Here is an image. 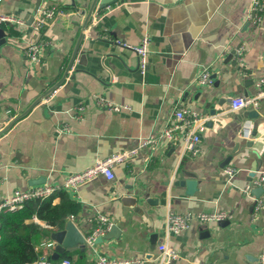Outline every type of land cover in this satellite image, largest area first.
Wrapping results in <instances>:
<instances>
[{
  "label": "crops",
  "instance_id": "obj_1",
  "mask_svg": "<svg viewBox=\"0 0 264 264\" xmlns=\"http://www.w3.org/2000/svg\"><path fill=\"white\" fill-rule=\"evenodd\" d=\"M94 1L0 3L1 15L25 22L0 28L9 36L0 46V199L36 180L62 186L99 160L139 149L115 167L113 181L98 176L66 192L75 210L65 227L71 222L85 242L69 234L63 257L74 264L100 256L161 264L159 245L166 244L179 253L174 264H255L264 250V209L255 214V199L264 193L243 189L264 172V99L257 110L231 108L232 98L256 96L264 79V22L249 20L253 0H118L95 18L94 34L91 26L84 33ZM40 8L66 14L37 30L32 23ZM146 36L142 74L127 46ZM38 43L41 60L29 64L26 48ZM205 70L215 79L211 87L198 81ZM178 108L206 119L197 156L184 154L181 141L159 138ZM152 136L155 143L139 148ZM228 166L237 170L231 179ZM218 211L228 214L226 221L196 219ZM170 212L191 215L190 228L166 237ZM99 215L115 229L92 245L87 239L97 222L90 220ZM43 250L49 258L55 252Z\"/></svg>",
  "mask_w": 264,
  "mask_h": 264
},
{
  "label": "built area",
  "instance_id": "obj_2",
  "mask_svg": "<svg viewBox=\"0 0 264 264\" xmlns=\"http://www.w3.org/2000/svg\"><path fill=\"white\" fill-rule=\"evenodd\" d=\"M2 0H0L1 3ZM66 13L62 10L56 8H40L34 17L33 26L37 30H41L48 26L50 23L60 16ZM99 16V13H95L92 20V25L94 24L95 18ZM249 20L255 25H262L264 22V0H253L250 13L248 16ZM4 23L15 24L17 26L25 25L24 20H21L15 16L11 15H1L0 14V28ZM149 38L146 36L138 46H127L128 48L135 51L138 58L139 70L142 74L146 72L147 62L149 57ZM43 44H31L26 48L25 57L29 64H36L40 62ZM236 56L237 63L241 66L245 65L244 60V50L243 48H238L234 52ZM74 65L72 66V68ZM199 83L203 86H213L215 79L212 74L205 70L198 79ZM259 92L256 96H239L232 98L231 108L233 110H257L261 99H264V79L259 83ZM99 105H107L104 99H99L97 101ZM115 108L117 107H110ZM83 110V108H80ZM206 130V119L202 114L195 110H185L178 108L174 111L172 118L163 131L159 138L167 140L170 143H183L184 154L191 156H197L200 153L201 148V138L202 134ZM251 135L250 130H248L244 138H248ZM156 142V137L145 138L141 140L139 148H144L152 143ZM139 149L121 151L111 156L104 158L95 162L92 166L86 168L81 172L74 173L66 178L62 186H57L54 184H40L32 186L26 190L17 189L9 196L0 199V217L7 214H17L24 210V208L31 202H43L58 191L63 190L65 192H76L80 185L83 183L96 178L98 176L105 177L108 181H113L115 179L114 169L117 165L124 164L130 159L138 155ZM225 173L229 178H233L237 173V170L228 166L225 168ZM264 188V172L259 171L256 177L253 179L251 185H247L243 191L246 195H249L251 191L255 188ZM262 197V198H261ZM255 214L264 209V196H260L255 199ZM257 215V214H256ZM228 214L224 211H218L213 213H203L196 217L197 221L206 225L208 223H222L226 221ZM193 217L189 214H178L175 212H170L166 218V237L170 235H178L183 231L190 228ZM91 222L96 221L97 226L92 234L88 237L87 241L89 244H94L96 239L103 237L112 227V222L109 218L103 215H99L97 219L90 220ZM1 238V237H0ZM54 242H43L36 247V250L54 249ZM159 261L161 264H174V262L180 257L179 253L166 244L159 245ZM147 261L139 258L131 259H110L105 256H100L95 259L91 264H145ZM25 264H74L71 258L62 257L59 260L52 261L48 256L38 257L35 261ZM255 264H264V250L259 254L258 260Z\"/></svg>",
  "mask_w": 264,
  "mask_h": 264
},
{
  "label": "trees",
  "instance_id": "obj_3",
  "mask_svg": "<svg viewBox=\"0 0 264 264\" xmlns=\"http://www.w3.org/2000/svg\"><path fill=\"white\" fill-rule=\"evenodd\" d=\"M56 200L58 202H55ZM74 210L75 203L65 191L60 190L43 202L29 203L17 214L2 215L0 264H25L46 256L45 250L37 251L36 247L50 241L52 229L64 228ZM35 220L44 223L47 227H41ZM42 236L44 239L39 241Z\"/></svg>",
  "mask_w": 264,
  "mask_h": 264
},
{
  "label": "water",
  "instance_id": "obj_4",
  "mask_svg": "<svg viewBox=\"0 0 264 264\" xmlns=\"http://www.w3.org/2000/svg\"><path fill=\"white\" fill-rule=\"evenodd\" d=\"M118 0H95L91 6V9L88 13V16L86 18V22L84 24V27H83V30H84V33L87 31V27H92L91 28V32L94 34L95 30H96V27L97 26H93L92 25V20L94 18V15L95 13H100L104 10H106L107 8H110L109 6L111 4H114V3H117ZM91 33V34H92ZM0 38H2L1 42H0V46H3L5 44H7L9 42V36H7L3 30L0 29ZM75 58H73L72 62L70 63V69L72 68L74 62H75ZM254 113L256 111H253ZM257 113V112H256ZM212 115H215V112L212 111L211 112ZM251 116H253V114H251ZM254 176L253 177H256L255 175L256 174H253ZM45 181L44 180H36L34 182V186L35 185H40V184H44ZM253 193L258 197L260 196L261 194L264 193V188L262 187H258V188H255L253 190ZM115 227H112L111 228V231L114 230ZM69 234H73L74 236H77V238L79 240H82L83 242H85V238L82 237L78 232L77 230L74 228V226L72 225V223H68L67 226L61 230V231H58V232H54L51 234V239L55 242V252L54 254L50 257V260L52 261H56V260H59L61 259L67 252L70 251V248H68L65 244H64V241L67 239L68 235ZM76 238V237H75ZM110 238L108 235L106 236H103V237H99L98 239H96L95 243H100L102 242L104 239H108ZM84 244V243H83Z\"/></svg>",
  "mask_w": 264,
  "mask_h": 264
}]
</instances>
